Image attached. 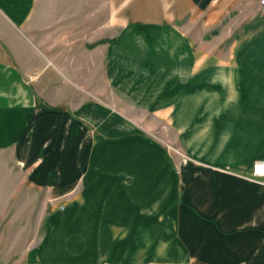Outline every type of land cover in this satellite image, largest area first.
<instances>
[{
    "label": "crops",
    "instance_id": "0c3cea01",
    "mask_svg": "<svg viewBox=\"0 0 264 264\" xmlns=\"http://www.w3.org/2000/svg\"><path fill=\"white\" fill-rule=\"evenodd\" d=\"M106 3L96 42L95 0H0V154L57 203L40 253L75 227V264H124L144 242L154 264H264L259 0ZM75 16L89 48L58 54L75 23L47 19Z\"/></svg>",
    "mask_w": 264,
    "mask_h": 264
},
{
    "label": "rangeland",
    "instance_id": "374dc122",
    "mask_svg": "<svg viewBox=\"0 0 264 264\" xmlns=\"http://www.w3.org/2000/svg\"><path fill=\"white\" fill-rule=\"evenodd\" d=\"M84 4L86 6V2L75 1V14L82 13ZM39 7L40 3H38L37 11ZM106 18V0H95V17L90 21L97 33L96 42L101 40L98 37L103 36L101 32L105 26ZM47 20L48 22L62 24L63 27L75 23V34L57 33L52 35L54 42L59 44L57 46L59 49L58 54L64 51L67 53V49L64 50V48L69 47L71 42L75 43V55H79V57L82 56V50L89 48L87 42L88 29L90 27L91 30L93 27L88 25L87 18L75 16V19H70L68 22L62 18H49ZM101 60L102 57L97 55L96 76L88 84L90 90L99 88L102 91L104 88ZM151 131L162 141L167 142V131L163 129H152ZM167 147L173 152L171 147ZM262 182L264 183L263 179ZM45 203L48 205L47 208H44ZM56 204L45 192L29 188L23 173L14 165L8 153L0 154V264H33L34 261L36 262L34 264H75V227H71L73 230L68 234L71 235V238L68 239L73 238L74 240L67 242L66 251L62 253L50 252V254L48 252L40 253L43 247L41 245L43 244L42 237L47 233L49 213L51 207ZM123 245H127V243ZM139 246L147 256L127 257L124 264H154L152 258L148 256L152 249L151 242L140 243ZM163 252L164 249L161 244L160 253L163 254ZM163 259L164 257L161 256L160 260ZM114 261L116 263L113 264H118L120 258H115Z\"/></svg>",
    "mask_w": 264,
    "mask_h": 264
},
{
    "label": "built area",
    "instance_id": "2783aa9c",
    "mask_svg": "<svg viewBox=\"0 0 264 264\" xmlns=\"http://www.w3.org/2000/svg\"><path fill=\"white\" fill-rule=\"evenodd\" d=\"M259 4L262 7L264 14V0H259ZM252 176L255 178H261L264 180V161L256 162L252 167Z\"/></svg>",
    "mask_w": 264,
    "mask_h": 264
}]
</instances>
